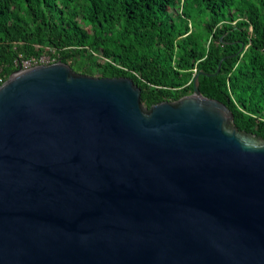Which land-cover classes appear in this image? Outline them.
I'll return each mask as SVG.
<instances>
[{
    "label": "water",
    "instance_id": "water-1",
    "mask_svg": "<svg viewBox=\"0 0 264 264\" xmlns=\"http://www.w3.org/2000/svg\"><path fill=\"white\" fill-rule=\"evenodd\" d=\"M200 75L150 108L62 61L0 85V264H264V139Z\"/></svg>",
    "mask_w": 264,
    "mask_h": 264
},
{
    "label": "trees",
    "instance_id": "trees-1",
    "mask_svg": "<svg viewBox=\"0 0 264 264\" xmlns=\"http://www.w3.org/2000/svg\"><path fill=\"white\" fill-rule=\"evenodd\" d=\"M45 55L81 75L132 79L147 108L211 74L200 92L264 139V0H0V78Z\"/></svg>",
    "mask_w": 264,
    "mask_h": 264
},
{
    "label": "built area",
    "instance_id": "built-area-1",
    "mask_svg": "<svg viewBox=\"0 0 264 264\" xmlns=\"http://www.w3.org/2000/svg\"><path fill=\"white\" fill-rule=\"evenodd\" d=\"M41 62H43V57H41V59L39 61H35V62H33L32 60L16 61L15 67L17 68V70H19V69L24 70V69H29V68L34 67V66L41 65ZM0 82L3 84L5 81H3L0 78Z\"/></svg>",
    "mask_w": 264,
    "mask_h": 264
},
{
    "label": "rangeland",
    "instance_id": "rangeland-1",
    "mask_svg": "<svg viewBox=\"0 0 264 264\" xmlns=\"http://www.w3.org/2000/svg\"><path fill=\"white\" fill-rule=\"evenodd\" d=\"M54 63L51 58L48 55L43 56V62H41V65H45V64H51Z\"/></svg>",
    "mask_w": 264,
    "mask_h": 264
}]
</instances>
